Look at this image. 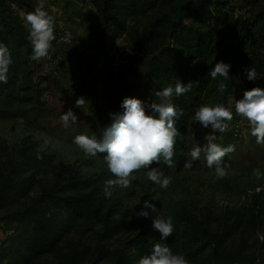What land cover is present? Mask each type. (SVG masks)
Segmentation results:
<instances>
[{
    "label": "rangeland",
    "instance_id": "obj_1",
    "mask_svg": "<svg viewBox=\"0 0 264 264\" xmlns=\"http://www.w3.org/2000/svg\"><path fill=\"white\" fill-rule=\"evenodd\" d=\"M238 1L245 4L251 0ZM45 5L56 20L55 36L69 29L73 41L60 45L55 39L49 55L39 61H31L24 49L17 50L8 83L0 84V264L15 260V249L12 253L9 249L22 239L14 215L42 194L80 197L96 191L92 198L99 202L104 197V182L114 178L104 154L85 155L73 138L79 134L99 137L112 122L109 113L122 112L125 97L143 95L147 80V58L134 71V61L126 60V52L118 49L123 38L114 41L108 52L95 56L101 37L93 0H45ZM20 13L24 17L28 12L23 9ZM73 26L79 28L78 34ZM51 57L58 60L57 75L47 66ZM258 86L264 87V79ZM245 90L244 83L236 81L227 102L233 119L226 132L215 133L217 143L235 146V151L223 158L227 164L223 178L206 167L202 153L191 168H161L171 177L166 190L148 180L147 170L135 171L130 177L133 186L117 188L97 219H78L61 202L54 205L46 200L43 208L50 222L64 229L55 249L36 257L32 264H113L121 253L133 256L139 251V246L130 242L143 231L153 230L152 217L158 215L174 217L177 253L183 250L180 236L191 233L200 243H210L200 256L203 264L213 263L210 249L218 239L221 250L234 253L240 262L264 264V178L253 174L256 168L264 172V145L257 144L250 134L247 119L235 113L236 100ZM80 97L85 99L83 105L75 103ZM69 108L78 121L65 128L60 117ZM206 134L212 130L191 123L186 138L188 160L194 146L206 144ZM87 179L95 181L93 188L67 191L70 181ZM145 199L154 200L158 209L147 219L140 216ZM144 240L156 243L149 236ZM172 250L175 252L174 247Z\"/></svg>",
    "mask_w": 264,
    "mask_h": 264
},
{
    "label": "trees",
    "instance_id": "obj_2",
    "mask_svg": "<svg viewBox=\"0 0 264 264\" xmlns=\"http://www.w3.org/2000/svg\"><path fill=\"white\" fill-rule=\"evenodd\" d=\"M98 11L96 22L100 25L101 42L96 57L108 52L114 41L123 38V45L118 49L126 52V60L134 61L133 70H138V63L145 57L147 80L144 94L137 97L149 103L159 102L156 92L175 85L179 79L191 83V91L173 98V102L184 111L177 127L182 136L177 138L174 167L177 171L185 170L187 158V134L192 123L195 109L202 104L222 103L227 107L228 96L236 81L244 83L248 90L258 86L248 81L243 73L250 66L258 74L264 75V2L261 0H93ZM35 0H0V41L7 44L12 52L14 69L16 51L25 50L28 56L32 45L28 39L29 30L24 24L21 11L33 12ZM224 61L232 65L228 81V91L220 95L217 91L218 80H212L207 73L215 63ZM237 77L239 80H237ZM210 129V128H209ZM41 163L44 159L40 158ZM156 165H153L155 167ZM160 168L169 169L161 163ZM95 181H70L67 191L89 190ZM96 191L85 196L59 197L56 192L44 193L23 212L14 216L19 220L20 238L13 249L15 256L10 264H32L34 259L51 253L59 240L64 227H56L50 222L43 205L46 200L54 205L61 204L70 213L80 218L87 216L100 218L103 206L109 199L101 197L99 202ZM177 232L167 238L166 243L175 248L177 253ZM144 236L159 242L160 234L155 230H145L134 239L132 246H139L133 256L121 253L113 264H137V260L149 254L154 243L148 244ZM182 253L189 264H203L201 254L207 252L210 243H200L193 234L180 236ZM220 239L211 248L214 256L212 264H253L243 263L230 251L221 250ZM23 252H26V257ZM10 253V254H11ZM29 253L31 255H29ZM17 259V261H16ZM261 264V263H255Z\"/></svg>",
    "mask_w": 264,
    "mask_h": 264
},
{
    "label": "clouds",
    "instance_id": "obj_3",
    "mask_svg": "<svg viewBox=\"0 0 264 264\" xmlns=\"http://www.w3.org/2000/svg\"><path fill=\"white\" fill-rule=\"evenodd\" d=\"M24 24L29 30L28 39L32 45L31 61H39L49 55L55 36L56 20L46 10L45 0H38L33 12L23 17ZM3 26L0 25V30ZM14 63L12 52L6 43L0 41V84L8 83L10 66ZM232 65L224 61L215 63L207 75L212 80H218L216 91L222 96L228 91V81ZM244 77L255 82L264 79V75L257 73L252 66L246 68ZM237 80L239 78L237 77ZM191 83H183L179 79L175 85L169 84L156 92L159 102L149 103L137 97H125L119 113H109L111 124L101 130L99 137L79 134L73 138V144L85 155L96 157L104 154L103 159L109 172L114 178L107 179L103 185V195L106 199L113 196L114 191L127 189L133 186L130 179L132 174L140 169L147 170V178L161 189H167L171 177L165 175L159 167L161 163L174 167L175 146L177 138L182 134L177 127L179 119L184 116L183 109L179 108L173 98H178L190 92ZM75 103L83 105L85 99L78 98ZM236 115L247 119L250 125V134L256 138L257 144L264 145V87H254L245 90L243 97L236 100ZM192 122L199 124L201 129H211L212 134H206V144L196 145L190 150L191 160L185 162V168H191L192 162L198 160L201 154L206 159V167L214 169L218 178L227 174V164L224 157L235 151L234 145L222 146L216 142V132L224 133L228 130V122L233 119V111L222 103L214 105L202 104L195 109ZM60 120L65 128L77 124L78 116L72 108L63 112ZM37 158H42L39 154ZM153 165H156L153 167ZM257 179L264 178V172L259 168L253 170ZM152 199L143 200V209L140 216L152 217L150 212L158 209ZM174 217H152V228L160 234L159 242L155 243L149 254L141 256L137 264H189L183 254L175 253L166 243L167 238L174 232Z\"/></svg>",
    "mask_w": 264,
    "mask_h": 264
},
{
    "label": "built area",
    "instance_id": "obj_4",
    "mask_svg": "<svg viewBox=\"0 0 264 264\" xmlns=\"http://www.w3.org/2000/svg\"><path fill=\"white\" fill-rule=\"evenodd\" d=\"M73 41V35L69 29L60 32L56 37V42L60 45L70 44ZM47 66L51 70L52 74H58V60L54 57H51L48 60ZM48 95V93H47Z\"/></svg>",
    "mask_w": 264,
    "mask_h": 264
},
{
    "label": "crops",
    "instance_id": "obj_5",
    "mask_svg": "<svg viewBox=\"0 0 264 264\" xmlns=\"http://www.w3.org/2000/svg\"><path fill=\"white\" fill-rule=\"evenodd\" d=\"M72 28L74 29V34H76L79 28H78V27L75 28L74 26H73ZM77 34H78V33H77Z\"/></svg>",
    "mask_w": 264,
    "mask_h": 264
}]
</instances>
